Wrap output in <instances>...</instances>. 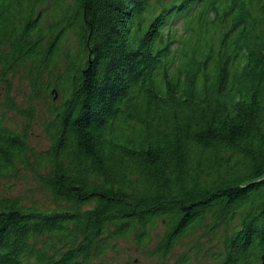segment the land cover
Here are the masks:
<instances>
[{"label": "trees", "instance_id": "16d2710c", "mask_svg": "<svg viewBox=\"0 0 264 264\" xmlns=\"http://www.w3.org/2000/svg\"><path fill=\"white\" fill-rule=\"evenodd\" d=\"M1 91L0 182L55 206L0 195V264H263L264 0H0Z\"/></svg>", "mask_w": 264, "mask_h": 264}, {"label": "rangeland", "instance_id": "374dc122", "mask_svg": "<svg viewBox=\"0 0 264 264\" xmlns=\"http://www.w3.org/2000/svg\"><path fill=\"white\" fill-rule=\"evenodd\" d=\"M27 82L19 80L17 77H11L12 94L18 99L20 103L25 97L28 90L26 86ZM3 91L0 92V95ZM6 123L13 128L21 131L25 129V121L14 111H8L6 113ZM28 141L29 143L39 149L45 148L48 145V139L44 132L43 127L39 121H35L27 127ZM0 195L16 196L24 200L25 203H30L33 200L38 201L43 207H53L55 202L47 193L43 192L38 187L37 183L32 177L23 176L18 179L2 180L0 182ZM162 226H160V230ZM154 237L156 236L153 234ZM206 239L201 238L200 244H204ZM156 241H152L148 247L141 248L138 246L132 237L126 239H119L116 241L115 248L108 252L100 261L101 264H173L180 253L187 251L189 257L188 264H208L209 258L205 257L204 251H196L195 249L188 248L182 249L177 246L174 253L171 254L167 261L160 263L157 257H151L148 255V249L154 247ZM98 261V262H100Z\"/></svg>", "mask_w": 264, "mask_h": 264}, {"label": "water", "instance_id": "95a60500", "mask_svg": "<svg viewBox=\"0 0 264 264\" xmlns=\"http://www.w3.org/2000/svg\"><path fill=\"white\" fill-rule=\"evenodd\" d=\"M263 264H264V262H263Z\"/></svg>", "mask_w": 264, "mask_h": 264}]
</instances>
